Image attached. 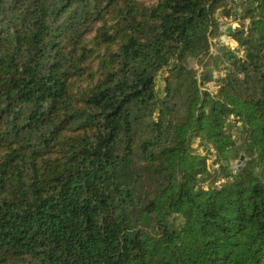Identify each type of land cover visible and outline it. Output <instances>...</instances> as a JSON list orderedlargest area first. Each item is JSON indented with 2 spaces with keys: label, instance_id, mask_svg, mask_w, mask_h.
Here are the masks:
<instances>
[{
  "label": "trees",
  "instance_id": "1",
  "mask_svg": "<svg viewBox=\"0 0 264 264\" xmlns=\"http://www.w3.org/2000/svg\"><path fill=\"white\" fill-rule=\"evenodd\" d=\"M0 264H264V0H0Z\"/></svg>",
  "mask_w": 264,
  "mask_h": 264
},
{
  "label": "rangeland",
  "instance_id": "2",
  "mask_svg": "<svg viewBox=\"0 0 264 264\" xmlns=\"http://www.w3.org/2000/svg\"><path fill=\"white\" fill-rule=\"evenodd\" d=\"M237 13L242 12V8L238 5H234L232 7V15L227 17L225 15H222V10L218 9L217 11V16L219 17V20L221 22V26L219 29V33L217 36L212 38V51L219 56V59L217 60L219 63V67L213 66V71H214V81H211L206 84V87L210 89L211 91L215 92L218 89V82L217 79L219 77H222L226 74L227 70L225 67H228L231 65V61L227 59L226 54L232 53L233 55L243 57L244 52L243 50H238L239 49V43L233 39V37L229 34L230 32L227 31L228 26H233L234 29L238 28L241 26L242 22L240 20L239 15H235ZM246 23H249L247 20ZM225 37L222 41V37ZM233 57V56H232ZM195 67L200 71H203L202 65L199 63H195ZM167 75V73H160L157 76V83H158V89H159V94L160 96H165L164 93V86H165V79L164 77ZM233 123L231 126H229V130L232 133L233 137L237 141V145L241 146L244 144V135L241 131H239L238 127H240L241 122H234V118H232ZM200 139L197 138L193 144V147L196 149V153L202 154V155H207V164L208 167L211 170H214L219 167V164L217 163V157L215 154L208 153L207 150L204 148V146H201ZM241 155H243V160L240 161V157L237 159H233L231 161L232 167L234 170H239L247 165V162L250 160V156L243 150L241 149ZM258 169V168H257ZM222 182V180H219L216 182L215 185H219Z\"/></svg>",
  "mask_w": 264,
  "mask_h": 264
},
{
  "label": "water",
  "instance_id": "3",
  "mask_svg": "<svg viewBox=\"0 0 264 264\" xmlns=\"http://www.w3.org/2000/svg\"><path fill=\"white\" fill-rule=\"evenodd\" d=\"M233 30H234V27H233V26H228V27H227V31H228V32H231V31H233ZM241 160H243V155H241V157H240V161H241Z\"/></svg>",
  "mask_w": 264,
  "mask_h": 264
},
{
  "label": "crops",
  "instance_id": "4",
  "mask_svg": "<svg viewBox=\"0 0 264 264\" xmlns=\"http://www.w3.org/2000/svg\"><path fill=\"white\" fill-rule=\"evenodd\" d=\"M224 39H226V38L223 36V37H222V41H223Z\"/></svg>",
  "mask_w": 264,
  "mask_h": 264
}]
</instances>
